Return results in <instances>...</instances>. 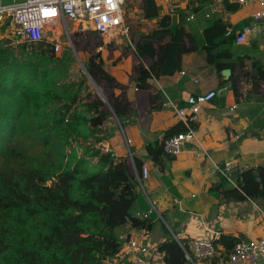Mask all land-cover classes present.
<instances>
[{
  "label": "trees",
  "instance_id": "16d2710c",
  "mask_svg": "<svg viewBox=\"0 0 264 264\" xmlns=\"http://www.w3.org/2000/svg\"><path fill=\"white\" fill-rule=\"evenodd\" d=\"M140 1L144 20L160 19L156 0ZM193 1L183 17L200 10ZM223 5L231 15L242 9L228 1ZM169 24L170 18L163 17L151 33H141L139 39L133 34L129 46L137 50L144 45L152 53L157 47L150 63L138 54L133 76L136 88L150 93L151 113L163 110L166 102L154 81L181 72L184 55L193 52H204L220 77L223 70L232 71L221 88L231 83L236 101L240 102L243 79L252 87L244 101L253 102L257 96L264 100V60H253L251 70H246L244 62L250 58L239 55L242 47L235 35H228L227 22L215 17L200 32ZM92 35L93 39L74 33L73 46L61 55L47 40L16 46L0 41V264H104L122 251L120 236L128 225L153 231L159 215L166 220L167 214L154 199L150 178L140 181L146 161L161 174L168 195L180 198L167 176L175 157L164 152V142L185 133L184 123L148 141L144 159L103 151L123 119L127 123L133 106L123 95L104 102L95 94L88 74L107 92L120 85L104 68L101 37ZM79 52L89 55L83 67ZM219 177L212 187L218 197L229 202L264 199L262 167L236 171V187L222 185L225 179ZM153 207L156 210L148 214ZM168 236L158 246L163 264H190L184 251L188 242ZM242 240L222 234L215 240L216 255L207 264H227Z\"/></svg>",
  "mask_w": 264,
  "mask_h": 264
},
{
  "label": "crops",
  "instance_id": "0c3cea01",
  "mask_svg": "<svg viewBox=\"0 0 264 264\" xmlns=\"http://www.w3.org/2000/svg\"><path fill=\"white\" fill-rule=\"evenodd\" d=\"M0 2L10 4L18 0ZM249 8L251 12L245 16L252 15L254 8ZM230 26L235 25L232 23ZM255 41H259L261 46L264 37H257L249 45ZM115 44L118 46L120 40H116ZM109 46L106 47V51L102 48L104 68L120 85V89L110 88L109 94L115 98L123 95L127 103L133 106V117L126 119L128 132L124 136L118 131L103 146L109 147L119 158L128 157L129 149L132 154L144 159L145 145L148 141L157 136L162 137L165 131L183 122L174 116L171 108L166 107L159 112L150 113L148 117L141 115L138 107L144 103L146 109L150 108V93L135 86L133 81L135 59L123 47L119 46L112 50L110 49L112 45ZM193 53L184 55L181 72L162 78L164 86L159 81H154L153 85L178 107L187 106V99L194 94L223 89L214 101L203 107L201 122L196 125L199 138L209 157H199L191 146L186 147L183 153L169 164L167 176L178 191L179 199L168 195L169 191L161 182V174L157 168L150 161L145 162L150 170L148 186L154 194V199L158 193H162L169 200V205L164 209L167 214L166 220L159 216L160 220L154 230L146 234V242L151 246H159L169 238L168 234L176 239H184L188 243L197 238H220L222 234L241 236L245 240L264 236V199L229 202L223 196L218 197L219 193L212 192L214 184L221 181L216 172L218 165L236 160L239 170L264 168V100L257 96L253 102L244 101L246 95L252 92V87L243 83L240 87V102L236 101L232 84L228 83L221 88L224 77L218 76L217 72V75L213 74L216 77L214 84L204 87L200 69L196 66L198 60H195ZM251 68L252 66L246 70ZM237 72L242 73V70L238 68ZM136 93L144 95L138 100ZM261 93L264 95V83ZM233 105H238L236 114L227 116L226 111ZM237 135H241V139L237 140ZM127 140L132 141V146L127 145ZM222 185L231 187L226 180L222 181ZM158 258L162 260L161 255ZM260 264H264V261Z\"/></svg>",
  "mask_w": 264,
  "mask_h": 264
},
{
  "label": "built area",
  "instance_id": "2783aa9c",
  "mask_svg": "<svg viewBox=\"0 0 264 264\" xmlns=\"http://www.w3.org/2000/svg\"><path fill=\"white\" fill-rule=\"evenodd\" d=\"M132 0H24L2 4L0 2V29L5 25L10 28V33L17 43L37 44L47 40V34L53 28L63 22L73 21L78 26L86 28L91 26L93 31L102 39L112 35L129 34L125 24V16L128 5ZM209 2L236 3L241 8L253 7L251 22L236 30L235 26H229L228 35H235L236 44L249 45L259 36L264 37V0H207ZM192 0H156L157 6L162 10L164 17L170 18V26L175 27L196 20V12L189 13L187 17L182 12L187 11ZM194 2V1H193ZM209 17V16H207ZM83 31V30H82ZM56 33L47 41L54 42L56 53L60 50V43ZM69 41L72 44V41ZM264 52V41L261 44ZM102 49V48H101ZM221 90H210L206 93L194 94L187 99V106L178 107L166 95L164 107L174 110L186 127L185 133L175 135L164 142V152L172 157L180 156L188 146L195 147V153L208 156L207 150L200 140L196 125L201 122L202 109L205 105L216 99ZM165 94V93H164ZM238 105H233L227 110L226 115L236 114ZM264 110V106H263ZM237 135L236 139H241ZM132 141L127 140L131 146ZM104 152H112L109 147L103 146ZM239 170V164L235 161L218 165L216 172L224 178L232 187H236L234 173ZM150 178V170L143 166L141 183ZM155 209L149 211L151 214ZM146 231L134 230L130 225L126 227L120 239L124 242L123 249L116 257L107 259L104 264H154L161 255L158 246H151L146 242ZM216 237L194 239L184 249L186 258L190 264H203L216 255ZM264 261V236L257 239L242 240L235 244L227 264H260Z\"/></svg>",
  "mask_w": 264,
  "mask_h": 264
},
{
  "label": "rangeland",
  "instance_id": "374dc122",
  "mask_svg": "<svg viewBox=\"0 0 264 264\" xmlns=\"http://www.w3.org/2000/svg\"><path fill=\"white\" fill-rule=\"evenodd\" d=\"M15 1H17V0H15ZM21 1H24V0H18V2H21ZM129 5H131V6H129L128 11H127L126 16H125V24H126L127 28L129 29L128 30L129 34L127 36L112 35V36L107 37L106 39L101 38L103 41V46L101 48H104L103 50L106 51V49H107L106 47L109 45L110 46L112 45L110 48L112 50L121 46L124 49H126L128 53H131L133 55L136 65L138 64V61H139L138 54L144 59L145 63H150L152 61V59L154 58V56H157V49H156L157 47L154 46L153 53L150 52L149 48H147L144 45H141L139 48H137V50L135 48V45L134 46L131 45V47L129 48V46L131 44V39L134 37L133 34L136 36V39H139V35L141 33L148 34V33H151L153 30L157 29L159 27V23H160L161 19L164 17V15L162 13V10L160 9V19L154 20V21H146V20H144L143 15H142V9H141L142 6H141L140 0H132ZM194 5H195V7H198V10L200 9L198 12H196V13H198V14H196V20H193L191 22L183 24V25H186V28L192 32L195 30H197L199 32L203 31L208 26L210 20H212L215 17L222 19L223 21L227 22L229 25L233 23L235 25V27H240L241 25L246 23L247 20L249 19L248 17L250 15L245 16V14L251 12L250 8H242L241 9L242 12H239L235 15H231L230 13H228L226 11L225 6L221 3H218V2L207 3L203 6H201V4L198 3V0H194ZM194 12H195V10H194ZM207 16H209V17H207ZM181 25H182V23H181ZM169 27H171L170 24H169ZM171 28H173V27H171ZM10 31L11 30H10L8 25H5L4 27H2L0 29V41L8 40L11 43V45H13V46L20 44V43H17V41L13 38ZM79 32H84L85 37H89L92 39L94 38V36L92 35V33L94 31L91 28V26L87 25L86 28L83 29V27L78 26L77 23H74L73 21H67L66 23L63 22L60 26L53 28L52 31H49V34H47L46 39L47 40H49L50 38L52 39V35L54 33H56V35L59 37L58 40L60 43V50L57 53L59 55H61L64 52L66 47L73 46V43L71 44L68 37H70V39H71L73 37L74 33H79ZM116 40H120V44L118 46L115 44ZM108 41H111V42H108ZM103 50L101 49L102 52H103ZM105 53H107V52H105ZM238 53L241 56H247L250 58L249 60H246L244 62L245 67L247 69L250 68V66H252L253 60H255V59L256 60L257 59L264 60V52L260 48V42L259 41H255L253 44L245 46V48H243V47L240 48L238 50ZM192 55L194 56L195 60H198L196 62V66L200 69L202 85L204 87L213 85L214 81L216 80V77L213 74L217 75L216 70L214 67H211L210 65L207 64L206 59H205L206 55L204 54V52H196V53H193ZM202 55L204 58L202 57ZM88 58H89L88 54H86V53L84 54V53L79 52L78 62H79L81 67H83V62H86L88 60ZM231 76H232V74H231ZM89 79H90V77H89ZM159 82L161 83V85L164 86V80L162 78L159 80ZM90 83L93 85L95 94L98 97H100V99H102L104 102H107L108 99L110 98V94H108L109 92H107V89H104V86L101 87L95 81L93 82L92 79H90ZM243 83L248 84L245 82L244 79L242 81V84ZM141 95H144V94L143 93H136V98L139 100L141 98ZM144 106H145L144 103H141L138 108L142 113L141 115L148 117L151 112L149 109H146V107H144ZM172 113L174 114L175 117L178 118V116L174 110H172ZM132 117L133 116L131 115L129 117V119H132ZM135 119L136 120L138 119L137 115L135 116ZM118 127H119L118 131L121 133L122 136H124L128 132V125L125 123L124 119H123L122 126L118 125ZM126 149H127V147H126ZM127 154L129 155V157H131V155H132L131 152L129 151V149H128ZM158 192H156V194ZM155 201L157 202L159 209L162 211H164V209L169 205V200L162 193H158L155 196ZM153 208H155V207H153ZM161 262H163V261L160 260V258H157V260L155 261L154 264H161Z\"/></svg>",
  "mask_w": 264,
  "mask_h": 264
},
{
  "label": "water",
  "instance_id": "95a60500",
  "mask_svg": "<svg viewBox=\"0 0 264 264\" xmlns=\"http://www.w3.org/2000/svg\"><path fill=\"white\" fill-rule=\"evenodd\" d=\"M231 74H232V71L230 69H225L222 71V75H223L225 81H229ZM88 76L90 77V79H92L89 74H88ZM93 82H94V80H93ZM188 147H191V146H188ZM194 150H197V149L194 147Z\"/></svg>",
  "mask_w": 264,
  "mask_h": 264
},
{
  "label": "bare ground",
  "instance_id": "6f19581e",
  "mask_svg": "<svg viewBox=\"0 0 264 264\" xmlns=\"http://www.w3.org/2000/svg\"><path fill=\"white\" fill-rule=\"evenodd\" d=\"M160 216V215H159Z\"/></svg>",
  "mask_w": 264,
  "mask_h": 264
}]
</instances>
